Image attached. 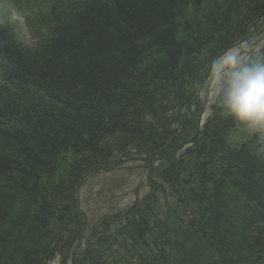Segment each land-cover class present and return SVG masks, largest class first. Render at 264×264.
I'll return each instance as SVG.
<instances>
[{
	"label": "trees",
	"instance_id": "obj_1",
	"mask_svg": "<svg viewBox=\"0 0 264 264\" xmlns=\"http://www.w3.org/2000/svg\"><path fill=\"white\" fill-rule=\"evenodd\" d=\"M14 2L33 42L0 12V264H264V144L248 147L264 132L232 145L226 131L246 128L214 103L200 128L197 94L216 55L260 29L264 0ZM143 154L147 193L88 228L79 190ZM169 172L205 175L198 198L217 211L160 215ZM235 201L262 213L230 218Z\"/></svg>",
	"mask_w": 264,
	"mask_h": 264
},
{
	"label": "rangeland",
	"instance_id": "obj_2",
	"mask_svg": "<svg viewBox=\"0 0 264 264\" xmlns=\"http://www.w3.org/2000/svg\"><path fill=\"white\" fill-rule=\"evenodd\" d=\"M16 1V0H15ZM24 8L18 9L14 0H0V12L7 15L17 34L25 41H29V32L23 21L26 12ZM259 23L264 24V19ZM249 45L254 48L260 45L264 47V25L259 33H256L250 40L240 43L232 48L243 45ZM254 55V53H249ZM208 79L205 81L201 90V99L207 105L204 108L203 120H205L212 111L213 99L209 89ZM205 116V117H204ZM231 140L240 142L238 136H229ZM98 175V176H97ZM91 180L87 181L79 190L80 206L87 212V227L90 228L99 217L104 214L121 211L134 200L142 197L148 190V183L144 173L136 162L128 163L124 167H117L114 171L97 174ZM105 186L103 187V185ZM111 184V185H110ZM107 186V187H106ZM211 234V232H209ZM219 238L222 237L218 231L215 233ZM210 238V237H209ZM209 238H207L209 240ZM214 238V237H212ZM222 239V238H220ZM56 259L49 264H58Z\"/></svg>",
	"mask_w": 264,
	"mask_h": 264
},
{
	"label": "clouds",
	"instance_id": "obj_3",
	"mask_svg": "<svg viewBox=\"0 0 264 264\" xmlns=\"http://www.w3.org/2000/svg\"><path fill=\"white\" fill-rule=\"evenodd\" d=\"M207 75L213 103L247 130L264 132V54L260 45L223 50L209 64Z\"/></svg>",
	"mask_w": 264,
	"mask_h": 264
},
{
	"label": "bare ground",
	"instance_id": "obj_4",
	"mask_svg": "<svg viewBox=\"0 0 264 264\" xmlns=\"http://www.w3.org/2000/svg\"><path fill=\"white\" fill-rule=\"evenodd\" d=\"M263 48L264 47H262L261 49H263ZM204 76L208 77L207 73ZM203 85L204 84H202L201 89H198V92H197L198 97H199L200 100H201V90L203 88ZM194 97H195V95H194ZM194 97H191V100L194 101ZM200 128H201V126H200ZM250 133H251V131H249L247 129H243L240 126H235V127L231 128L230 130L228 129L226 131V137H228V136H238L239 139H242V138L248 136ZM168 143H167V145H168ZM262 144H264V143H262V141L260 139H257L255 141V143L251 144L248 147H249V149L250 148L253 149V148L257 147V146H262ZM163 148H166V145L163 146ZM169 152H170L169 149H168V152L167 151L165 152V153H167V156H169ZM142 158H146L144 154L143 155H139V156H135L134 158H132L135 161H132V162H136L137 166H139L140 169L143 170L141 165L145 166L146 163L144 162V160H141ZM145 161L148 162V163L151 162L148 159H145ZM167 161L172 164V162L169 159H167ZM129 163H131V162H129ZM127 164H128L127 159L122 157L119 160H116V162H114L113 164H111L109 166L110 167L109 171H111V170L114 171L117 167L121 168V167L126 166ZM105 170H106V168L97 169L94 173L102 174L103 172H105ZM106 172H108V170ZM143 172H144V170H143ZM144 175H145V173H144ZM168 176L175 184V189H174V192H176L174 194L175 199H172L168 203L167 206L162 207L160 210L158 209L157 212L160 215L164 214V215L171 216L175 212H180L181 215H182L181 216L182 218L183 217H188L189 215H192L195 218H199L198 214L205 216L206 212L208 210H211V209L215 210L216 209V207L214 205H212V207H210V208L204 206V203L201 202L200 199L198 198V196L200 194L202 195L203 193H208V190L211 188L210 187L211 184L209 182L210 180L208 181V179L205 178L206 177L205 175H200L203 178V180L205 179V182H207V184L204 183V187L203 188L199 184H197V182H194L193 180L192 181L187 180L186 183L188 185L184 186L182 184V181H181L180 177L177 176L174 172H169ZM187 176H188V174L185 175L186 179H187ZM225 183H226V180L220 181V184H218V186H216L217 189L215 191L218 192V189L223 188V185ZM246 194H247V192H246ZM250 195H251L250 197L252 199L258 198V193H256L255 191L251 192ZM247 196H248V194H247ZM152 197L154 198L155 201L157 199L159 200L160 206H163L165 204V202H166V194L164 192L160 193L158 191V193L153 194ZM218 198H219L220 201H223V198L219 194H217L215 199H218ZM198 199H199V201H198ZM227 201L228 200H226V202ZM216 204H218V202H216ZM220 205H222V204H219L218 207L221 209ZM252 205H253L254 208H256V204L254 202H252ZM260 206H261V208L264 209V204L263 203H261ZM177 207L184 209V211L178 210ZM232 208H233V213H232L233 216L230 215V218L236 217L237 215H240V217H241L243 215V217L241 218L242 220L243 219L252 220L255 217H259V215L262 213L261 209L259 211L257 209L254 210L256 212L248 211L245 208V206L243 205V202H239V201H235ZM203 210H206V212L203 211ZM215 211H217V210H215ZM242 212H245V213H242ZM219 213H221V212H219ZM206 216H208V212H207ZM223 216H226V214L225 215L223 214ZM220 243L222 244V242H220ZM149 251H150L151 254H156L158 252V249L153 247L152 249L150 248Z\"/></svg>",
	"mask_w": 264,
	"mask_h": 264
}]
</instances>
